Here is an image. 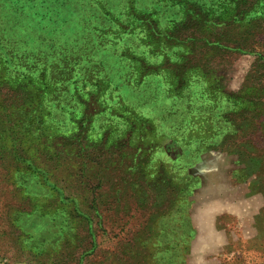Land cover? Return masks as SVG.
<instances>
[{
  "label": "rangeland",
  "instance_id": "rangeland-1",
  "mask_svg": "<svg viewBox=\"0 0 264 264\" xmlns=\"http://www.w3.org/2000/svg\"><path fill=\"white\" fill-rule=\"evenodd\" d=\"M31 1L0 5V262L264 264V13L232 22L264 0H232L221 19L200 0H66L101 16L94 46L53 73L41 44L26 74L17 56L39 42L14 28ZM39 9L41 34L76 33L66 8ZM188 76L202 85L193 115Z\"/></svg>",
  "mask_w": 264,
  "mask_h": 264
},
{
  "label": "trees",
  "instance_id": "trees-1",
  "mask_svg": "<svg viewBox=\"0 0 264 264\" xmlns=\"http://www.w3.org/2000/svg\"><path fill=\"white\" fill-rule=\"evenodd\" d=\"M6 1H9V0H6ZM18 1L19 0H17V2ZM65 1L66 0H35V1L32 0L31 2L33 3V5L35 3V5L37 4V6H38V12H35L32 14L28 11V7L24 3H22V4L20 3L22 11L24 13H26V15H25V18H26L25 19V26H23V29L14 28V30L15 31L23 30L24 33L17 32V34L16 33H14V34L17 35V39L19 41L21 40V38L27 37L25 39V41H23L22 44H25L26 41H27V43L31 44L30 40H34L36 42H39L38 43L39 47L33 48L32 45L25 44L26 46H24V47H25L26 52H27V48L30 46V48L32 50H36L38 53L35 55H32V54H30V52H29V54H26V52H25L23 54V56L22 55L17 56V58L20 59V61L21 60L25 61L24 62L25 64L20 66V67L15 65V68L25 71L26 74H27V72H31L30 67L32 66L33 63L27 64V62H26L27 59L30 58L29 61L32 60V62H37L36 64H39L38 58H35V57H37V55L40 54V59H41V57L45 58L44 52L39 53L43 49L42 45H45L43 51H45V49H47V50L53 49V51H52L53 54H52L51 59H53V61L57 62V64L59 65V67L57 69H55L53 71V73L58 72V71L68 72L70 70L66 69V67H68V63L70 64L72 62V59H73L72 53L75 52V50L73 49V45L77 44V42H79V41H82L84 43L87 42L90 45V47L94 46V44H95L94 42H96V40H95L96 32L94 31V29H96V27H97V24H95L94 21L101 19V16H99V18H98V16L95 17L94 13L96 12V10L91 9L93 7L89 6L88 4H87V8L90 12L84 13V12H80L77 9L71 7V5H69V6L65 5ZM110 1H113V0H110ZM197 1H199V0H191V2H197ZM200 1H201L200 2L201 8L204 9L205 17L211 18V19H213V18L221 19L223 17V15L226 14L225 9L231 8L229 6V4H230V2H232V0H200ZM11 2H14V1H11ZM114 2H115V0H114ZM14 3L17 5L16 1ZM29 4H30V2L28 3V5ZM39 4L41 7H43V6L45 7V4L48 6L51 4V5H53L54 9L58 8L57 12L61 11L63 8H66V11L69 12L70 15L69 14H63V16H61L64 19V21L62 23H66V25L70 24L72 21V17H74V20H76V23L78 25L76 27V30H77L76 33L74 35H69V36L61 35L60 37H58L59 34L57 35V31H56V35L54 37L51 32L49 34V32L46 29L42 28L41 31L44 35L41 34V32H40L41 27L39 25H37L36 26L37 29H35L36 21H45V20H43V16H42V12H41L42 9L41 10L39 9ZM0 5L3 8L6 7L3 0H0ZM232 7L235 8L236 4L233 3ZM71 8H72V10H71ZM11 9H13V7H11ZM262 9H264V7L261 5H259L257 7V9H254L253 7L251 9L247 8L243 12H240L241 15L239 13L234 15L232 18V22L236 23L237 25L241 24L238 28H240L241 26L245 27L249 24L252 17L256 18V17L262 16V14L264 13V10H262ZM207 21L208 20H203L201 22V24L204 26V25L209 23ZM56 22L60 23L61 21L56 18ZM33 23H34V25H33ZM222 25H223V23H222ZM224 26H226V25H224ZM36 31H38V33ZM71 33H74V31ZM241 39H243L244 43L242 45L234 44L233 50H235L237 52H241L244 49L246 50L248 48V46L246 44L247 39L245 37H241ZM58 40H59V42H57ZM220 41H221L220 38L217 39L216 43L214 44V47H217V48L221 47V48H223V50H226L225 49L226 47L224 48L223 46L219 45ZM233 43H236V40H234ZM27 45H29V46H27ZM59 45H61V47L58 49ZM109 49H110L109 51H111V48H109ZM251 51L252 50H250V52H248V53H251ZM6 55H7V60L5 61V63L6 62L12 63L13 59H15V57L17 55V51H16L15 47H13L12 50H10V51L7 48V54ZM121 64H120V66H121ZM60 65H62V66H60ZM110 67L116 68V75H117L118 74V69H117L118 65L116 64V62L110 63ZM53 68H54V66H52V69ZM8 69H10V68L7 66L6 70H8ZM32 70H34V73L36 72V69H34V67H32ZM136 72H137L136 70H134V72L129 71L128 73L123 74V76L121 77L122 79L117 78L116 88L118 89V86L127 88L128 85L124 84L123 77H127V76L130 77V75H132ZM147 76H151V75H147ZM6 78H7V76H6ZM151 80H156V77L152 78ZM186 81H187V83L186 82H184V83H185V86L187 85V90H188L187 99L185 100L184 98H180V97H179V99L180 100L183 99V101H185L184 102L185 106L183 107L184 112L187 114L190 113V115H193V113L195 111H197V110H194L195 105H197V104L199 105V103L201 104L200 99L202 97V92H199L198 89H200L201 88L200 86H202V85L198 86L196 84V80L191 79V77H189V76H188V79ZM124 90L127 91L126 89H124ZM129 92H132V90H129ZM159 94L163 95L162 92H159ZM155 97H158V96L155 95ZM19 113L21 115L22 110H20ZM31 126H32V124L28 125V128H30ZM128 171H131V168H129Z\"/></svg>",
  "mask_w": 264,
  "mask_h": 264
},
{
  "label": "crops",
  "instance_id": "crops-1",
  "mask_svg": "<svg viewBox=\"0 0 264 264\" xmlns=\"http://www.w3.org/2000/svg\"><path fill=\"white\" fill-rule=\"evenodd\" d=\"M224 188H222V187H220L219 188V192H220V194H224ZM223 203H222V206H224V207H230V201L226 198V200H224V201H222Z\"/></svg>",
  "mask_w": 264,
  "mask_h": 264
},
{
  "label": "water",
  "instance_id": "water-1",
  "mask_svg": "<svg viewBox=\"0 0 264 264\" xmlns=\"http://www.w3.org/2000/svg\"><path fill=\"white\" fill-rule=\"evenodd\" d=\"M0 264H26V263H3V262H0Z\"/></svg>",
  "mask_w": 264,
  "mask_h": 264
}]
</instances>
